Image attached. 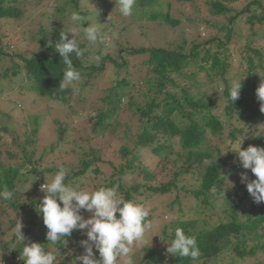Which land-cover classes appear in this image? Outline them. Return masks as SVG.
Wrapping results in <instances>:
<instances>
[{
    "label": "trees",
    "instance_id": "trees-1",
    "mask_svg": "<svg viewBox=\"0 0 264 264\" xmlns=\"http://www.w3.org/2000/svg\"><path fill=\"white\" fill-rule=\"evenodd\" d=\"M86 1L94 2L0 0V99L12 102L7 92L27 89L45 99L47 106L57 104L71 111L76 103L90 104L91 110L80 140L70 139L69 127L53 119L55 138L40 147V115L24 116L18 104L7 112L0 109V191H14L12 200H0V234L7 237L19 220L25 237L22 243L13 233L4 241L0 261L25 264L23 246L48 243L47 229L36 211L45 196L38 187L65 167L66 183L80 184L88 191L118 185L126 200L145 206L151 197L183 191L193 206L187 215L178 209L180 216L163 237L168 244L180 227L196 237L200 264H264V205L251 200L240 180L241 173L249 176L251 171L243 169L231 152L233 142L243 139L242 150L250 145L264 147V131L258 124L264 123V113L256 95L264 80V0H153L161 8L156 17L151 7L137 0L133 15L127 17L131 24L117 15L114 21L119 24L101 29L107 38L103 43L90 45L78 28L75 36L83 52L71 58L81 80L60 90L66 65L55 43L61 31L76 27L70 20L73 11L92 21V12L84 8ZM33 12L42 19L23 38L34 50L14 54L2 26L22 23ZM87 26L86 21L83 27ZM156 27L163 28L159 39L152 36ZM178 28L183 31L177 33ZM103 50L108 53L103 55ZM107 70L115 77L105 82ZM233 81H242V89L239 99L231 102ZM9 133L12 136L4 139ZM108 137L119 143L111 155L93 144ZM106 164L107 171L102 167ZM187 175L194 176L191 189L179 187ZM167 177L172 178L166 181ZM178 199L176 195L168 207L172 209ZM75 234L60 249L62 256L73 250L61 264H72L83 252L71 246ZM166 250L167 245L156 251L144 247L145 254L136 264H167L168 260L193 264L190 258Z\"/></svg>",
    "mask_w": 264,
    "mask_h": 264
},
{
    "label": "clouds",
    "instance_id": "clouds-1",
    "mask_svg": "<svg viewBox=\"0 0 264 264\" xmlns=\"http://www.w3.org/2000/svg\"><path fill=\"white\" fill-rule=\"evenodd\" d=\"M136 2L137 0H114L115 8L118 7L123 17L133 15ZM70 20L76 27L71 28L69 32L61 31L59 42L55 43V50L66 65L60 80V90L74 86L81 80V72L74 66L71 58L73 53L79 58L83 52L75 36L78 28L83 31L90 45L103 43L106 38L101 30L103 24L90 22L79 11H73ZM86 21L89 26L83 27ZM69 34H72L71 39ZM96 59L99 60L100 57ZM241 89L242 81L231 83V102L239 99ZM256 95L261 102L260 111L264 113V80L256 89ZM243 140L233 142L231 152L236 154L243 169L250 170L255 177L251 179L247 173H241L240 180L245 184L254 202L259 204L264 202V147L250 145L242 150ZM67 176L68 169L60 167L51 181L41 186L45 196L36 206V211L42 216L47 229L48 243L45 245L33 242L23 246L21 259L25 264H61L64 257L60 249L67 246L68 238L74 231H79L85 237L78 241L83 252L73 258L72 264H136L134 248L144 241L147 231L151 228L148 208L126 200L118 192V185L88 191L80 184L66 183ZM13 198L14 191H0V200L10 201ZM84 212L90 216L85 218L82 215ZM21 228L22 224L18 220L16 238L23 243L25 237ZM166 251L172 256L190 258L193 264H200L202 254L196 237L186 235L180 227L175 229L174 239L167 244Z\"/></svg>",
    "mask_w": 264,
    "mask_h": 264
},
{
    "label": "rangeland",
    "instance_id": "rangeland-1",
    "mask_svg": "<svg viewBox=\"0 0 264 264\" xmlns=\"http://www.w3.org/2000/svg\"><path fill=\"white\" fill-rule=\"evenodd\" d=\"M91 1V0H90ZM142 5L144 6H149L151 7L152 15L156 17L158 14V11H161V8L158 7V4L154 2L153 0H141ZM113 0H94V2L89 3L86 1L84 3V8L90 12H92L93 16L90 17L92 23L94 24H103L101 25V29H105L106 27L109 29V26L112 24H119L118 22H115V18L119 13V9L115 8L114 3H112ZM176 8V6H173ZM127 18V17H126ZM42 17L33 12L27 15V17L24 19L25 21L19 24H7L6 27L2 26L4 32L7 34L8 33V41H9V47L14 48L13 53L18 54L21 52L26 53L29 50H34L33 44L30 43L26 38H23V35L26 34V37L30 35L33 31L36 30L35 23L40 21ZM125 24H131V20L127 18L125 21ZM135 26V25H134ZM113 26L112 28H114ZM184 28H188L187 25H185ZM110 35L115 37V33L113 30H111ZM156 32L152 33V36L154 38H158L161 35V32H163L162 27H156L155 29ZM180 31H183L181 28H178L176 30L177 33ZM24 32V33H23ZM205 33V32H204ZM204 36V35H202ZM107 39V38H106ZM169 39H172V36L169 35ZM148 44V42H147ZM144 44V45H147ZM148 46V45H147ZM264 46V43H263ZM103 55L107 54L108 51L103 50ZM110 53V52H109ZM113 53V51L111 52ZM137 63L138 61H134ZM132 63V65L134 64ZM236 65V64H235ZM236 66L234 67V70H236ZM131 69V67H130ZM236 72H234L235 74ZM114 73L112 70H107L105 72V78L103 81H109L110 79H114ZM105 85L104 83H101ZM98 94L99 91H97ZM7 95L12 97V102L7 101V99H0V109L4 112H7L9 109H12L16 104H18L19 109H23L24 116L28 115L29 118H34L37 115H40L41 119L43 120L40 126L39 130V139H40V147L44 144L50 143L54 138H55V126L52 124L53 119L57 120L59 123H64L66 124L67 127H69V134L67 136L70 139H73L76 137V139H79L82 136V128L87 126V118L91 110H89V106H84L83 104H74L72 107V110L69 111V109H64V107H59V105H55L50 103L49 106H47V102H45V99H41L38 95L34 94V92H30L27 89H24L22 91H18L17 89H13L10 92L6 93ZM95 101V100H92ZM83 109V110H82ZM84 110H88L86 113ZM47 111V113L45 112ZM70 114H72L70 116ZM74 117V118H72ZM72 122V123H71ZM77 126L78 130H73V126ZM259 130L261 132L264 131V123L259 121ZM18 124L14 127L16 131H19L18 129ZM89 126V125H88ZM87 126V127H88ZM81 129V131H79ZM12 136V133H9V135H5L4 139H7V137ZM80 140V139H79ZM94 145L97 147H102L103 153H106V155H111L112 152L116 151V149L119 146L118 141L114 137H108L106 139H101L98 138L93 142ZM67 149H69L70 145H64ZM42 151L41 148H39L38 154H40ZM67 162L71 161V158L66 159ZM152 160V159H151ZM52 161V160H51ZM51 163V162H50ZM49 163V165H50ZM55 164H60L58 160H54ZM103 169L107 171L108 169V164L102 165ZM171 167V166H170ZM238 170V169H237ZM170 176V175H169ZM193 175H187L183 178V180H180L179 182V187H184L186 189H191L192 187H189V184L193 180ZM249 177L251 179H255V177L252 175V173H249ZM49 178V177H47ZM172 177H167L166 181H169ZM95 183V182H94ZM39 189V188H38ZM41 189V188H40ZM176 195H178V202L174 204L172 209L168 207L174 200ZM253 198H251L252 200ZM23 200L26 201V197L23 198ZM180 203V204H179ZM181 205V206H180ZM264 205V202H263ZM193 206V202L191 199L187 198L184 196V192L180 191L178 192H172L169 195H164V196H154L151 197L150 199L147 200L146 202V207L148 208L150 212V216L152 217L151 221V228L147 231L144 241L142 243H139L135 246L134 248V255L136 257V262L139 261L142 255L145 254V251H142L144 247H151L154 248V250H163L166 245L168 244V240L164 239V234H169L170 229L168 226H170L175 219H177L180 216V212L178 211L179 208H181L183 211L181 212L182 214L187 215L188 209H190ZM85 218H88L90 216L89 213L84 212L82 213ZM11 217L14 218V215L11 214ZM3 230L6 228V226L3 224ZM166 228L165 232L164 229ZM23 231V228H21V232ZM15 233V229L7 233V237H2L0 234V246L4 241H8L10 239V236ZM154 236V237H153ZM153 237V238H152ZM85 237L79 232L76 231V234L73 238L72 241V248L79 247L78 241L81 239H84ZM80 248V247H79ZM73 251L72 249H70ZM64 253L63 257L67 258L70 256V252ZM98 255V253H97ZM9 260V259H7ZM6 260H2L5 262ZM13 262H16L14 260ZM72 263V261H71ZM167 264H174V262H168L166 261ZM245 263V262H243Z\"/></svg>",
    "mask_w": 264,
    "mask_h": 264
},
{
    "label": "built area",
    "instance_id": "built-area-1",
    "mask_svg": "<svg viewBox=\"0 0 264 264\" xmlns=\"http://www.w3.org/2000/svg\"><path fill=\"white\" fill-rule=\"evenodd\" d=\"M41 186H42V185H40V186L38 187V188H39V190H41V189H40V188H41Z\"/></svg>",
    "mask_w": 264,
    "mask_h": 264
}]
</instances>
